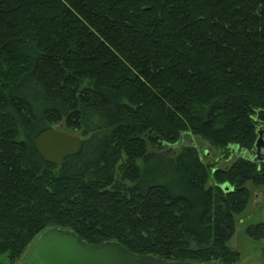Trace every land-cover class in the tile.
Here are the masks:
<instances>
[{
    "label": "trees",
    "instance_id": "trees-1",
    "mask_svg": "<svg viewBox=\"0 0 264 264\" xmlns=\"http://www.w3.org/2000/svg\"><path fill=\"white\" fill-rule=\"evenodd\" d=\"M58 124L83 137L59 166L35 146ZM184 134L238 157L176 151ZM261 134L264 0H0V264L56 227L164 264H234Z\"/></svg>",
    "mask_w": 264,
    "mask_h": 264
},
{
    "label": "water",
    "instance_id": "water-1",
    "mask_svg": "<svg viewBox=\"0 0 264 264\" xmlns=\"http://www.w3.org/2000/svg\"><path fill=\"white\" fill-rule=\"evenodd\" d=\"M36 149L48 163L61 165L67 158L78 155L83 139L66 131L52 129L36 140ZM264 151V140L257 142V152ZM224 190L229 191L225 184ZM22 264H164L151 258L128 253L121 245L109 243L91 247L71 230L50 228L40 234L27 251Z\"/></svg>",
    "mask_w": 264,
    "mask_h": 264
},
{
    "label": "rangeland",
    "instance_id": "rangeland-1",
    "mask_svg": "<svg viewBox=\"0 0 264 264\" xmlns=\"http://www.w3.org/2000/svg\"><path fill=\"white\" fill-rule=\"evenodd\" d=\"M55 129L68 132L64 124H58ZM70 134L83 139L82 134L79 132H71ZM186 146L197 147L205 163L213 164L220 169L230 167L238 157L235 154L228 160H224L222 158L224 154L221 151L213 148L201 138L190 134H184L182 140L175 146V150L179 151ZM246 187L250 193L249 203L245 211L235 217L236 231L229 242V246L239 254V259L234 264H264V238L255 240L247 234V229L250 226L256 227L264 224V186H255L249 182ZM24 257L20 258L15 264H22Z\"/></svg>",
    "mask_w": 264,
    "mask_h": 264
}]
</instances>
